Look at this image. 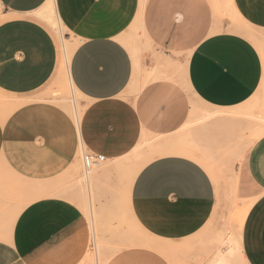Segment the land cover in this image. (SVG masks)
<instances>
[{
    "label": "crops",
    "instance_id": "1",
    "mask_svg": "<svg viewBox=\"0 0 264 264\" xmlns=\"http://www.w3.org/2000/svg\"><path fill=\"white\" fill-rule=\"evenodd\" d=\"M230 2L244 24L264 31V0ZM0 7V92L31 95L57 66L61 71L62 37L56 30L58 63L56 39L40 18L52 11L75 42L65 75L86 100L75 120L61 106L33 99L0 121V161L26 189L36 187L18 210L0 206V264H80L90 239L86 215L47 182L80 149L118 159L140 145L152 158L133 172L127 202L145 234L134 242L152 244L129 245L105 264H201L196 236L214 212L219 181L198 161H206L197 149L210 141V121L190 132L198 115L190 96L214 111L245 104L264 89L257 45L217 21L212 0H0ZM134 27L145 46L139 54L124 41ZM260 131L249 139L238 184L251 202L238 235L244 264H264Z\"/></svg>",
    "mask_w": 264,
    "mask_h": 264
},
{
    "label": "rangeland",
    "instance_id": "2",
    "mask_svg": "<svg viewBox=\"0 0 264 264\" xmlns=\"http://www.w3.org/2000/svg\"><path fill=\"white\" fill-rule=\"evenodd\" d=\"M212 8L217 21H226L244 30L264 55V31L250 28L236 17L232 13L230 0H212ZM2 12L3 9L0 7V21L4 17ZM40 18L54 34L58 46V63L60 54L56 30L64 38L67 46L65 51L69 59L71 46L75 45L72 35L65 33V29L60 25L59 28L52 26L47 17ZM138 33V29L134 27L127 32L124 40L135 54H139L142 47L145 48L140 47L142 41ZM61 52L62 56L65 55V52ZM64 71L61 69L59 72L57 66L56 74L42 88L28 96L0 92V121L3 123L21 103L33 99L51 101L68 111L74 120L78 116L81 118L86 106L85 97L72 89ZM190 98L198 114L190 126V132L192 128L207 125L210 121V141L206 142L203 148L197 149L206 161L197 160L209 174L210 169L215 172L219 181L217 184L213 181L216 189L214 212L196 236L200 251L199 263L210 264V250H214L216 252L214 264H219L220 255H226V260L222 264H244L237 253L236 239L241 215L245 210L242 203L249 206L251 202L239 195L238 184L243 176V161L249 139L255 132L264 130V89L240 107L226 111L211 110L192 96ZM145 146L150 147L147 143ZM136 150L118 159L106 158L86 168L80 149L70 166L62 174L47 182L53 185L58 194L56 196L70 201L86 215L90 226V239L87 253L80 264H105L113 253L134 245L135 237L145 236L131 217L127 196L133 172L141 163H146L152 158V151L143 145L138 146ZM25 185L27 184L22 179L12 175L0 161L2 208L6 209L9 205L16 204L15 209L18 210L19 206L28 202L30 198L27 189L36 187L27 186L26 189ZM240 208L243 210L242 214L239 213ZM147 241L148 245L152 244ZM230 249L232 252L228 254Z\"/></svg>",
    "mask_w": 264,
    "mask_h": 264
},
{
    "label": "bare ground",
    "instance_id": "3",
    "mask_svg": "<svg viewBox=\"0 0 264 264\" xmlns=\"http://www.w3.org/2000/svg\"><path fill=\"white\" fill-rule=\"evenodd\" d=\"M232 12H233V14H235L236 15V13H235V10L233 9V7H232ZM45 17H47L48 18V21H50L51 23H52V25H54V26H58V28H59V25H58V23H57V21H56V18H55V15H54V13L52 12V11H48L47 13H46V15H45ZM58 33H59V35L62 37V35H61V33L58 31ZM62 41H63V44H64V52H65V55H64V58H63V65H62V69H63V71H64V69H65V73H66V68H67V64H68V55H66L67 54V52L65 51L66 50V43L64 42V38L62 37ZM67 42V41H66ZM71 87H72V89L74 90V91H76V89H74V87L71 85ZM77 119H78V117H77ZM264 132V130H262V131H260L259 133H258V135L256 136V138L257 137H259L262 133ZM141 141H143V138H142V140ZM144 141H146V140H144ZM242 204H244L243 206H242V208L243 209H245L244 211L242 210V208H240V212L239 213H241L242 214V211H243V214L241 215V219H240V224H239V229H241V226H242V223H243V220H244V217H245V215H246V213H247V211H248V209H249V206L246 204L245 205V203H242ZM247 207V208H246ZM238 209H239V207H238ZM242 210V211H241ZM238 229V230H239ZM240 231V230H239ZM239 231H238V235L240 236V234H239ZM239 236H237L239 239H240V237ZM236 239L238 242H239V239ZM237 242V243H238ZM134 244H138V245H148V241L147 240H143V239H140V240H137V241H135V243ZM233 249V248H232ZM232 249H230L227 253L228 254H230L231 252H232ZM237 253L239 254V256L241 257V254H240V246H239V243H238V245H237ZM226 256V255H225ZM224 255H220L219 257H218V263L219 264H222V263H224V261L226 260V257H225ZM242 258V257H241Z\"/></svg>",
    "mask_w": 264,
    "mask_h": 264
},
{
    "label": "built area",
    "instance_id": "4",
    "mask_svg": "<svg viewBox=\"0 0 264 264\" xmlns=\"http://www.w3.org/2000/svg\"><path fill=\"white\" fill-rule=\"evenodd\" d=\"M83 163L86 168H90L92 165L104 160V156L96 153H84L82 155Z\"/></svg>",
    "mask_w": 264,
    "mask_h": 264
}]
</instances>
